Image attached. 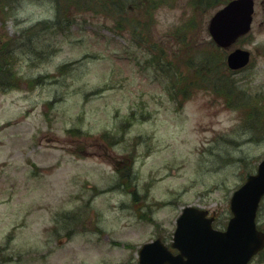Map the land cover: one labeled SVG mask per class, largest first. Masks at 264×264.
<instances>
[{"label":"rangeland","instance_id":"rangeland-1","mask_svg":"<svg viewBox=\"0 0 264 264\" xmlns=\"http://www.w3.org/2000/svg\"><path fill=\"white\" fill-rule=\"evenodd\" d=\"M154 1L127 0L114 18L87 1L58 28L52 0L0 4V44L14 40L17 76L0 87V264H137L143 242H171L187 204L216 210L224 227L232 191L264 157V119L251 106L264 104V0L225 49L207 31L224 0H156L143 15ZM165 39L162 52L151 49ZM236 47L251 60L230 71ZM213 59L216 71L204 63ZM153 62H170L171 75ZM208 78L170 97L178 83ZM224 78L257 131L214 93Z\"/></svg>","mask_w":264,"mask_h":264},{"label":"water","instance_id":"water-1","mask_svg":"<svg viewBox=\"0 0 264 264\" xmlns=\"http://www.w3.org/2000/svg\"><path fill=\"white\" fill-rule=\"evenodd\" d=\"M254 0H230L210 17L208 31L213 41L227 47L238 36L249 31ZM250 59L246 49L235 48L226 63L231 69L245 66ZM264 195V158L254 173L233 190L229 206L232 216L224 230L211 226L207 210L186 205L176 219L171 247L158 236L143 243L137 264H246L263 245L264 233L256 228L255 214Z\"/></svg>","mask_w":264,"mask_h":264},{"label":"trees","instance_id":"trees-1","mask_svg":"<svg viewBox=\"0 0 264 264\" xmlns=\"http://www.w3.org/2000/svg\"><path fill=\"white\" fill-rule=\"evenodd\" d=\"M87 1H91V0H86V2ZM139 1H141V0H139ZM214 1H220V0H214ZM155 2H157V1L155 0L153 2V4L149 6V8L146 6V12L149 15L151 13L150 10L154 6ZM224 2H226V0H224L223 2L221 1V3H224ZM126 3H127V0H101V2H100L101 12H103L107 16H110V17L114 18L117 13L120 14L123 9L126 10V8L129 9L132 6L131 3H128L130 5L126 7ZM206 4L204 3V7L206 6ZM88 5H91V3L90 4H86V6H88ZM81 6L82 5L80 3H78V0L65 1V4L64 3H62V4L60 3L59 4V10H58V13H57V15L55 17V20L52 23V27L53 28L61 27V24L64 21L69 22L72 19H74V14H73L72 10L68 11V8L69 7H71V8L72 7L81 8ZM193 7H195V6L193 5ZM83 8H86L85 5H84ZM125 19H126V23L127 24H129L130 26H133L135 29L137 28V26L135 24L136 23L135 20L128 19V17H126ZM116 24H118V28L117 29H120V30L124 26V22L122 20H120V19H119V21L116 22ZM13 43H14V40L12 41V43L10 45H4L3 44L2 46H0V87H1L2 90H5V88L9 89V88H12V87H16V84H17L16 83L17 76H15L14 71L11 68V64L14 63V56L12 54V48H11ZM218 58H220V57H218ZM204 63H205L206 67L211 66V68L216 71L217 67H216L215 59H214V62H213L212 65H210L209 62H206V61H204ZM154 65L162 73H166V74L171 75V72L173 71V68L170 66V62H168V64L167 63H164V64L155 63ZM66 67H67L66 64L62 65V66L59 67L58 71H62ZM170 78H172V77H170ZM40 79H42V77L37 78V80H40ZM208 79H209L208 83H203V82L200 83L198 81L191 82V83H188V82L178 83V85L180 84L179 88L178 89L176 88L174 90L175 94L170 93V96L174 97L177 94H181L182 96H185L186 92H192L191 89L193 88V86H195V84L197 85V87L201 86V85L207 86V85H209L210 82L214 81L213 79H210V78H208ZM30 82H32V81H30ZM170 84L172 85V87L176 86V83L173 82L172 80H171ZM213 89H214V93L216 95L224 98V100L226 101L227 106L230 105V106L241 108L240 110H241L242 116H244V119L247 121V126L249 128H251V129L257 131V128L249 123L252 120V118L255 116L254 112L252 111V109L253 108L257 109L258 108L260 110L261 117L264 119V116H263L264 104L259 105L257 100H253L252 101V105L251 106L253 108H249L246 105L240 106V105H237V104H232L230 102V99L233 100L234 98H236V94H240L241 91H240V89H238L236 87H233L232 83H230L227 78H224V89L223 90H218L216 88V85H215V87H213ZM241 95H245V93L242 92ZM262 118H261V121H262ZM130 189H131V193L135 197L133 199L134 203H136V199H137L136 195H137V193H136V191L134 190L133 187H130Z\"/></svg>","mask_w":264,"mask_h":264},{"label":"flooded vegetation","instance_id":"flooded-vegetation-1","mask_svg":"<svg viewBox=\"0 0 264 264\" xmlns=\"http://www.w3.org/2000/svg\"><path fill=\"white\" fill-rule=\"evenodd\" d=\"M9 2L12 0H0V2L3 4L5 2ZM54 1V0H52ZM56 2H60L61 0H55ZM80 2H84L85 0H79ZM264 200V197L261 199L257 212H256V225L257 228L264 232V207L262 206V201ZM209 215L214 218L213 223H217L219 214L216 210H209ZM229 217V216H228ZM217 226V225H216ZM246 264H264V244L262 248L257 251Z\"/></svg>","mask_w":264,"mask_h":264}]
</instances>
